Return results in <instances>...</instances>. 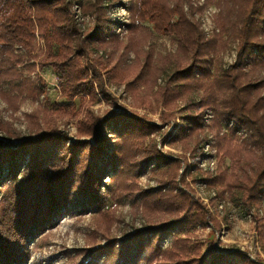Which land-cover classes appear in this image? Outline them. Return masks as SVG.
<instances>
[{
	"label": "trees",
	"instance_id": "obj_1",
	"mask_svg": "<svg viewBox=\"0 0 264 264\" xmlns=\"http://www.w3.org/2000/svg\"><path fill=\"white\" fill-rule=\"evenodd\" d=\"M120 2L78 0L82 17L92 23L87 28L85 19L76 18L71 0H0V97L10 117L26 100L46 93L44 81H32L25 67L52 69L63 100L25 114L26 133L0 111V264L26 263L62 213L78 209L97 210L102 219L97 228L105 236L102 245L81 252L86 260L80 264H264L241 249L209 246L204 257L189 233L205 225L220 227L179 173L187 159H172L157 148L151 137L160 128L147 118L101 115L93 109L100 95H109L105 77L124 83L133 69V82L126 87L134 91L144 82L142 72L152 77L150 89L165 75L157 94L161 103L175 110L183 99L193 111L182 117L171 143L182 142L192 155L202 142L203 113L212 110L218 132L214 148L232 167L213 176L199 170L193 177L200 175L211 188L219 185L223 192L218 196L235 197L264 239V0H204L202 6L192 0H134L127 7L126 44L113 32L108 15ZM208 5L219 10L218 31L211 37L195 20ZM154 31L178 42L165 70L152 66V52L143 50ZM230 41L236 43L235 62L216 67L213 76L210 56L226 50ZM172 112H163L161 119L170 121ZM60 120L67 121L66 127L75 124L74 141ZM226 120H234L236 127L220 135ZM150 167L156 187L142 189L137 179ZM108 176L113 198L137 201L134 215L145 222L124 241L109 237L116 221L102 195ZM170 238L171 245L163 248Z\"/></svg>",
	"mask_w": 264,
	"mask_h": 264
},
{
	"label": "rangeland",
	"instance_id": "obj_2",
	"mask_svg": "<svg viewBox=\"0 0 264 264\" xmlns=\"http://www.w3.org/2000/svg\"><path fill=\"white\" fill-rule=\"evenodd\" d=\"M71 1L74 4L73 11H75L78 0ZM120 1V3H116L115 6L110 9L108 15L112 21H114V26L112 27L113 32L118 34L120 39L126 44L128 42V29L126 25L130 23V13L127 7H129L131 3H134V0ZM192 2L195 6H202L204 4V0H192ZM187 9L188 7L185 8V10ZM218 12L219 10L217 7L208 5L202 13L195 15V20L201 24V28L209 37L218 31L215 25V18ZM79 17H82L81 10ZM83 19H85V27L88 28L92 25L89 17ZM177 45L178 42L175 37L158 34L154 31L152 39L143 46V50L152 52V66L165 70L171 65L169 62L170 56L177 52ZM41 47H44L43 41L41 42ZM129 59H131V61L132 59L134 60V53L129 55ZM210 59V67L214 76L216 74V67L227 68L235 62L236 43L230 41L226 50L212 54ZM124 68L125 67H120V70ZM23 69L25 74L28 75L32 81L36 82L39 79L44 81L46 85L45 95L37 100H26L21 105L19 111L14 114L13 119L10 117L11 112L8 105L0 97V111L5 121L12 122L14 127L26 133L25 114L31 113L38 106H52L61 103L63 100L59 88V78L52 69L46 68L41 70L38 67H36L35 70L29 67ZM164 70L157 71L163 72ZM138 73L137 71L134 72V74ZM125 74L126 69L122 71V75ZM129 74L132 75L127 79V82L124 83H115L114 81H110L108 77H105L106 81L104 86L109 95L107 97L104 95L99 96V102L93 106V109L97 113L101 115H109L111 112L136 114L139 117L147 118L150 124H156L160 130L151 138L158 144L157 148L161 149L163 153L167 154V156L172 159H178L181 155H184L189 162L192 159L195 160V162H190L189 169L187 168L185 172H179L181 175H185V182L194 192L193 186L195 187L198 183H203V185L208 186L207 181L202 180L200 175L196 178L193 177L198 174L199 170L210 173L213 176L220 171L231 169V160L228 158H223V160H221V156L217 154L214 148L218 132L214 126L215 114L212 110L208 109L203 113L204 130L199 133L202 142L199 143L200 145L195 150L196 154L192 155V153L185 151L182 142L177 144L171 143L172 137L179 133L180 127L183 125L182 117H185L188 111L193 112L189 109L186 101L183 99L178 100L174 108L175 110H171L169 109L170 107L164 106L163 101L161 103V99L157 95L159 90L163 89L162 87L165 85V75L162 77L158 75L160 78H157L156 84L150 89L149 87L151 84H149V82L152 77H150L147 71H144L142 72V80L144 82L137 84L134 87V91H131L126 86L128 82H133V69ZM145 82L147 84H145ZM196 97L198 98L197 101H199L200 97ZM142 102L144 104H142ZM76 103H79L78 99ZM163 112H172L174 118L170 121L165 120L164 122L161 119V114ZM66 122L65 120H60L58 121V125L66 130L71 140L74 141L76 134L75 124L70 123L66 127ZM220 124V135L230 134L232 132L231 130L236 127L234 120L222 121ZM243 137L240 136V139ZM7 142L8 140H6V143ZM196 161L204 163V167ZM211 164H213V166H211ZM195 165L199 168H194ZM4 176L5 172L2 173V178ZM193 178L198 180H193ZM104 182L105 186L102 189V195H104L105 209L114 215L116 221L111 229L109 237L124 241L127 235L133 234L135 229L142 228L145 222L141 218V215H134V213L138 211L139 205L137 201L130 198H113L111 195V189L113 187L109 184V176ZM137 184L142 189L156 187L154 171L151 167L146 169L144 173L139 176ZM201 185L202 184H199V188H197L198 194L202 195L205 199L212 197L214 191L216 194L222 191L221 187L217 184L212 188L209 186L200 188ZM196 194L197 193H195V198H197ZM217 199L218 200H215L213 204L215 206L218 201H224L223 210H220L219 214L215 213L218 216L216 220L220 228L217 230L211 225H205L197 227V229L189 233L192 241L201 245L202 255L204 257L208 256L210 250L209 246L216 247L219 251L241 249L247 251L252 258L264 262V239L260 236V233L255 230L252 218L239 205L235 197H230L229 195H227V197H222L221 195H217ZM262 211L264 212V207ZM97 212V210L84 211L81 209L73 210L69 213L63 212L53 229L48 231L46 239L40 242V247L34 250L30 259L24 264L83 263L86 257L81 253L82 251L94 245H102L104 243L105 236L99 232L97 228L99 222L102 221L100 214ZM177 234L181 236L186 235V233H174V235ZM170 245L171 238L166 240L162 244V247L166 248Z\"/></svg>",
	"mask_w": 264,
	"mask_h": 264
},
{
	"label": "built area",
	"instance_id": "obj_3",
	"mask_svg": "<svg viewBox=\"0 0 264 264\" xmlns=\"http://www.w3.org/2000/svg\"><path fill=\"white\" fill-rule=\"evenodd\" d=\"M76 10H75V16H76V18L78 19V20H83V17H79V14H80V9H79V5L77 4L76 6ZM232 123H233V121H232ZM234 124V123H233ZM191 160V159H190ZM190 162H195V160H191ZM190 162H189V160H187V162L183 165V167H182V169H181V172H185V170L188 168H190ZM198 164H200L202 167H204V163H200V161H196ZM189 164V165H188ZM211 166H213V164H211ZM201 167V168H202ZM199 184H202L201 185V187L200 188H204V187H208L207 185H203V183H198V184H196L195 185V187L193 186V189L195 190V193H197L196 194V197L198 198V199H200L201 201H203L206 205H207V207H208V209H209V211L211 212V214L214 216V217H216V218H218V216H217V214H219L220 213V210H223V208H224V201H218V203H217V205L216 206H213V204H212V200H218L217 199V194H216V192L214 191L213 192V196L212 197H209V198H207V199H205V198H203V196L202 195H199L198 194V189L197 188H199ZM213 206V207H212ZM215 213H217V214H215ZM252 259H254V258H252Z\"/></svg>",
	"mask_w": 264,
	"mask_h": 264
}]
</instances>
